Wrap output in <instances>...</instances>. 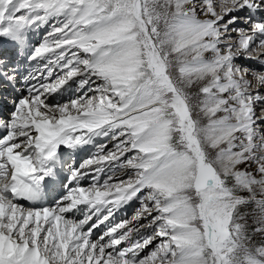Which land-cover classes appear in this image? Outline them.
<instances>
[{
    "label": "snow or ice",
    "instance_id": "snow-or-ice-1",
    "mask_svg": "<svg viewBox=\"0 0 264 264\" xmlns=\"http://www.w3.org/2000/svg\"><path fill=\"white\" fill-rule=\"evenodd\" d=\"M0 264H264V0H0Z\"/></svg>",
    "mask_w": 264,
    "mask_h": 264
},
{
    "label": "bare ground",
    "instance_id": "bare-ground-1",
    "mask_svg": "<svg viewBox=\"0 0 264 264\" xmlns=\"http://www.w3.org/2000/svg\"><path fill=\"white\" fill-rule=\"evenodd\" d=\"M29 35H30V39L33 41V42H36V41H38L39 39H40V37H41V35L42 34H37V33H34V35H33V33H29ZM88 150H91V148H89ZM83 151V150H82ZM133 206V203H132V205H129V206H127L125 209H123V210H121L119 213H117V216H118V218H119V216H120V218H122V217H124V215H125V212H127V211H129V209H131V207ZM129 213V212H128ZM118 220V219H117ZM126 220V219H125Z\"/></svg>",
    "mask_w": 264,
    "mask_h": 264
},
{
    "label": "rangeland",
    "instance_id": "rangeland-1",
    "mask_svg": "<svg viewBox=\"0 0 264 264\" xmlns=\"http://www.w3.org/2000/svg\"><path fill=\"white\" fill-rule=\"evenodd\" d=\"M38 35L40 34V33H37ZM109 147H111V145H109ZM103 178V177H102ZM130 205H132V204H130ZM138 205L135 203V202H133V206L131 207V209H129V211H127V212H125V215H124V217H122L121 219H119V221L120 220H125V219H129L130 217H131V215L133 214V212H134V210H135V208L137 207ZM129 212V213H128Z\"/></svg>",
    "mask_w": 264,
    "mask_h": 264
}]
</instances>
